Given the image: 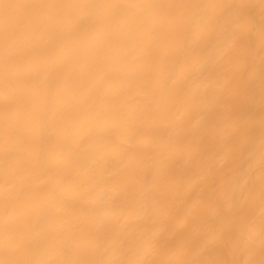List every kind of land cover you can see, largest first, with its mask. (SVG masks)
Here are the masks:
<instances>
[{
    "label": "bare ground",
    "instance_id": "6f19581e",
    "mask_svg": "<svg viewBox=\"0 0 264 264\" xmlns=\"http://www.w3.org/2000/svg\"><path fill=\"white\" fill-rule=\"evenodd\" d=\"M0 2L35 6L10 10L7 46L0 10V245L79 264L123 235L126 258L169 264L231 260L251 234L260 259L261 0ZM241 3L239 36L204 7ZM99 4L121 7H63Z\"/></svg>",
    "mask_w": 264,
    "mask_h": 264
},
{
    "label": "snow or ice",
    "instance_id": "6c2138e0",
    "mask_svg": "<svg viewBox=\"0 0 264 264\" xmlns=\"http://www.w3.org/2000/svg\"><path fill=\"white\" fill-rule=\"evenodd\" d=\"M35 7L34 5L26 4H9L0 2V10H3L4 19H3V41L5 45L9 43L14 34L13 20L10 16V10L18 8H30ZM70 9H79L81 7H94L100 9H112L121 7L119 5L111 4H99V5H64ZM204 7H211L213 9L219 10L221 13L226 15H232L233 10H235V25H234V34L239 36L244 29L248 26L251 21L252 16V6L248 4H237V5H209ZM261 17H262V39H264V0H261ZM195 22V21H194ZM6 73L8 71L7 67L5 69ZM10 83V82H9ZM228 150L234 151V145L229 142L227 144ZM228 207L231 205L224 198H217L211 207V214L214 216L221 215ZM222 238V231L218 234L216 239ZM135 241L131 242V246H135ZM129 241L126 236L121 235L116 238L114 247L112 248L111 258L108 259H91L79 262V264H153L152 261L146 259H128L127 254L129 251L128 247ZM239 250V255H233V258L228 261H171L169 264H264V223L261 227V248H260V259L257 260L252 251L251 244V234L247 237L242 238L240 242L236 245ZM151 248V244L145 241L144 250L147 251ZM0 250L3 252V258H0V264H74L70 261H58V260H33L19 258L23 255V249L18 243V238L16 236H7L2 245H0Z\"/></svg>",
    "mask_w": 264,
    "mask_h": 264
}]
</instances>
